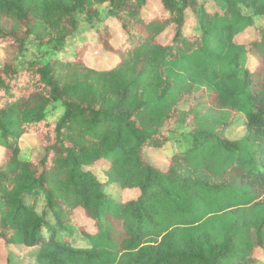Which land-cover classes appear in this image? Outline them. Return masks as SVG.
<instances>
[{"label":"trees","instance_id":"trees-1","mask_svg":"<svg viewBox=\"0 0 264 264\" xmlns=\"http://www.w3.org/2000/svg\"><path fill=\"white\" fill-rule=\"evenodd\" d=\"M161 11L149 14L148 2ZM0 0V243L36 248L37 264H255L264 253V29L238 37L264 17V0ZM123 34L95 27L94 44L113 53L110 68L89 67L77 43L76 14L93 24L98 8ZM195 27L187 29V10ZM34 36L52 54L22 65ZM93 44V43H92ZM250 61L253 67L243 65ZM59 104L63 115L48 122ZM241 115L244 134L225 131ZM175 125L191 145L167 166L146 152L163 150ZM37 135L39 159H20L22 137ZM105 163L101 182L90 166ZM116 184L131 198L114 203ZM106 185V186H105ZM43 196L38 213L27 197ZM81 210L94 233L89 247L58 232ZM48 215L51 220H48Z\"/></svg>","mask_w":264,"mask_h":264},{"label":"rangeland","instance_id":"rangeland-1","mask_svg":"<svg viewBox=\"0 0 264 264\" xmlns=\"http://www.w3.org/2000/svg\"><path fill=\"white\" fill-rule=\"evenodd\" d=\"M196 9L200 7H205L208 10H214L216 8V3L214 0H195ZM149 6V14L150 13H158L161 11L160 6L157 2H148ZM99 10V20L94 21L93 24H89L86 22L85 16L81 13L76 14V19L79 23L78 33L74 35V37L68 42L66 52L61 53L60 55L63 57L66 54H71L74 46L77 43H81L85 40L91 42V45H88L84 50H82L81 55L83 56L84 62L89 67H94L98 69H107L112 67L118 60V57L113 53H105L102 51V48L97 44H94L95 38V27H101V25H106L109 27L114 34V38L112 41V47H116L121 43L122 33L119 30L115 20L112 16L109 15L110 7L108 4L102 5L98 8ZM244 14L250 15L254 27L250 29L246 34L238 37V40L241 42L250 41L254 37V30L258 28L264 29V17L252 16V12L250 10H243ZM187 18V29L192 30L195 27V10H187L185 13ZM93 43V44H92ZM52 54V51L46 47H41L39 42L36 40L34 36L29 37L28 41L25 44V52L23 56L19 59L18 64L22 65L31 61L40 60L46 61L48 57ZM5 62V57L3 52L0 50V69ZM246 64V60L243 65ZM246 65H249L250 68L253 67L254 62L250 61L249 64L247 62ZM47 119L48 122H57L61 116L63 115V109L59 104H56L50 107L47 110ZM173 134L171 135L170 141L166 144L163 150H149L146 152L147 159L160 167L167 166L168 157L176 152H181L189 148L191 145V140L189 138V129L183 126L175 125L173 127ZM244 134V122L243 117L241 115L237 116L235 121L229 126V128L225 131V136L230 140L240 139ZM22 142L20 144L21 152L20 159L28 160V159H39L42 156V146L40 144L39 136L37 135H26L22 137ZM2 150L0 149V154ZM105 163H100L96 166H90L85 168V170L92 172L97 179L101 182L106 180L103 173H101L100 168L105 167ZM106 186V185H105ZM104 193L114 203H120L126 201L131 198V193L124 192L120 189V187L116 184H109L103 188ZM26 204L28 206H33L38 213H41L45 209V200L43 196H31L27 197ZM75 223L74 224H63L62 228L59 230L58 235L66 236L70 239V241L82 248L89 247V242L82 238L79 227H84L85 231L88 233H94V227L92 222H89L83 216L81 210H77L74 212ZM48 220H51V216L48 215ZM11 253V264H37L35 260V256L37 253V249H29L25 247H16L11 246L8 248ZM262 257L259 256L262 260H259L255 264H264V253H261ZM6 260V255L4 254V250L2 248V244L0 243V264H4Z\"/></svg>","mask_w":264,"mask_h":264}]
</instances>
